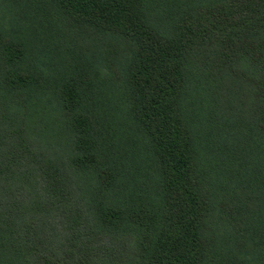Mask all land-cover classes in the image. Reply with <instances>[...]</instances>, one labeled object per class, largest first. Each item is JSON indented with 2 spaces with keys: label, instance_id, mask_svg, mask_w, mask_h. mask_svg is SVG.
Returning a JSON list of instances; mask_svg holds the SVG:
<instances>
[{
  "label": "trees",
  "instance_id": "obj_1",
  "mask_svg": "<svg viewBox=\"0 0 264 264\" xmlns=\"http://www.w3.org/2000/svg\"><path fill=\"white\" fill-rule=\"evenodd\" d=\"M0 264H264V0H0Z\"/></svg>",
  "mask_w": 264,
  "mask_h": 264
}]
</instances>
